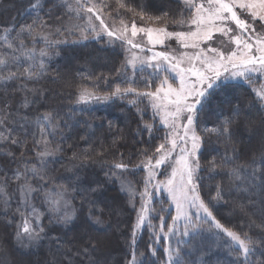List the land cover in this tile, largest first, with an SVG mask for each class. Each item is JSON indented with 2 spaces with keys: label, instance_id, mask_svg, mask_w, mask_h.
<instances>
[{
  "label": "trees",
  "instance_id": "1",
  "mask_svg": "<svg viewBox=\"0 0 264 264\" xmlns=\"http://www.w3.org/2000/svg\"><path fill=\"white\" fill-rule=\"evenodd\" d=\"M34 2L35 0H2L0 54H7L3 58L9 59L13 55V50L7 47L3 39L4 35L7 34L8 42L12 43L14 48H18L19 41L16 39V33L20 27L31 24L37 15L55 26H59L60 23L56 20L57 16L63 17L64 21L68 22L67 16L64 15L65 9L54 6V4H62L59 0H54V3L41 0L44 5L42 10L33 9L31 4ZM124 3L137 12L143 9L145 13L153 17L162 16L165 12L169 16H175L182 11L181 4L176 0H124ZM111 5L115 7V0H111ZM48 12L52 13V19L45 15ZM115 15L113 13V16ZM121 15L124 20L131 21L133 13L122 9ZM142 22L145 21L137 16L136 23ZM152 22L163 24V21ZM47 31H54V29H47ZM20 39L24 40L26 48H36L37 60L43 59L45 70L35 80L20 77V79L0 82V119H4L5 112L8 114L0 128V131L8 136V140L0 141V184L6 186V191L11 197L7 215L0 199V225L2 226L0 249L12 247L14 255L26 257L25 264H90V257L91 260L107 264L100 250L112 251L113 259H110L108 264L110 261L113 264H130L133 252L136 254L138 264H167L166 248L170 245L173 250L179 248V254L175 252L173 254V264H197L203 256L202 252L208 249L209 238L206 237L205 232L207 230L210 233L213 232L214 227L211 222L201 221V229L198 232H190L189 236L180 235L183 226L178 222L176 235L164 236L157 231L160 236L158 242L151 239L153 229L146 224L137 232L135 245L132 244V232L140 200L137 196L136 207L133 208L130 199L120 190L121 180L111 175L109 166L121 161L135 165L143 158L140 156L141 151L147 150L151 154L160 143L164 142L167 131L154 118L146 98L137 100V97L130 94L125 98L113 99L104 105H84L77 102L82 88H89L98 95H103L117 85L122 88L129 86L127 78L116 75V70L125 62L123 50L117 45L107 44L105 40L82 41L78 36L67 34L65 37L51 36L52 40H67L66 43H60L51 48L39 39L33 45L31 37L26 32ZM41 49H46L49 55L40 57ZM23 51L21 49L14 52V55L19 58L18 63L0 65V76L7 75L9 71L16 72L18 68L21 71L29 68L32 61L22 54ZM127 74H130L128 70ZM139 80L141 79L137 78L132 87L145 90V84ZM29 89L37 90L36 95L27 91ZM26 97L28 103L24 106ZM133 100L136 102L132 103ZM5 104L9 107L5 108ZM206 109V119L213 118L216 128L225 119L234 118L232 124L234 135L232 142L228 143L223 137L215 134H200L204 140L199 153L201 163L199 176L202 178L200 194L207 202L210 190L220 183L226 190L224 197L226 203H223L220 208H213L216 218L226 227L235 231H241V229L249 231V235L258 238L264 234L261 229L253 227L249 230L247 225L249 218L255 220L257 224L264 223L261 218L259 195L252 197L256 201L255 204L248 203V194L237 190V186L243 188L246 185L242 181L231 180L226 172H221L219 169L212 171L209 161L215 158L219 162L225 152L232 156L234 146L237 149L235 153L237 158L235 163L228 164L227 168L248 165L253 157H257L256 168L259 170L261 167L259 155L264 149V106L260 105L254 88L245 83H229L210 90L199 111L203 110L201 112L203 113ZM45 112H51L55 117V124L58 127L54 135H49L48 139L51 141V147L55 148L59 145L60 151L46 158L47 167L44 172L47 177L54 178L55 184H66L69 187H71L69 180L79 176L76 183L82 191L74 194L75 199L72 203L75 217L66 225L50 222L43 194L34 196L31 203L42 214L46 213L43 214L42 222L44 231L41 233L37 246L23 250L19 249L15 242V225L20 220V214L16 212L20 200L17 186L24 181L16 180L14 172L18 168L23 171L26 164L29 166L35 164L38 168L40 167L36 154L38 149L34 142L40 139V127L46 123L43 121L38 123L37 117ZM145 123L152 125L151 134L144 128ZM9 129L12 130L10 135ZM11 139H18L25 143L13 145L10 142ZM114 140L117 141L115 146H113ZM74 153L77 156L88 154L91 159L74 160ZM116 171L119 173V170ZM146 174V170L136 168L125 172L123 176L133 183L137 192H140L143 190ZM29 179L33 186H37V180L32 179L30 174ZM157 179L161 180V176H157ZM98 184L100 190L91 192L90 189L97 187ZM230 186L231 190H229ZM45 187H51V185L46 183ZM170 203L164 192H155L152 205L156 211L151 214V223L158 226L159 220L156 217L163 215L165 232L172 223L171 217L175 216L174 208H169ZM240 205H245L244 212L240 211ZM162 208L166 211L161 212ZM97 219L100 223L96 222ZM83 229L89 231L91 236L84 238L81 235ZM214 230L220 232L230 242L232 253L238 258L240 264L241 262L264 264V254H262L264 244L257 245L245 260L242 255L233 250L236 246L232 244L230 238L218 229L214 228ZM105 234H110L111 238L105 239ZM97 241L103 242L97 244L99 251L94 252L89 248L88 253L83 252L89 242L97 243ZM152 248L156 250L155 255L152 254Z\"/></svg>",
  "mask_w": 264,
  "mask_h": 264
},
{
  "label": "snow or ice",
  "instance_id": "2",
  "mask_svg": "<svg viewBox=\"0 0 264 264\" xmlns=\"http://www.w3.org/2000/svg\"><path fill=\"white\" fill-rule=\"evenodd\" d=\"M53 2L54 0H49ZM185 5V10L177 13L175 16H169L164 13L162 16H150L141 9L137 12L134 8L128 7L124 0H115V7H112L111 0H63L62 4L55 7L65 9L64 15L67 16L66 23L61 16H57L56 20L60 21L59 26L49 24L47 20L39 15L33 19L31 24L20 27L16 33L18 39V48H14L12 43L8 42V35L5 34L3 39L9 49L13 50V55L9 59H5L7 54H0V65L7 66L8 63H18L19 58L14 55L16 50H24L23 55L27 56L32 61L29 68L22 71L18 68L16 72L9 71L7 75L0 76V82L20 79L26 77L28 80L38 79L44 72L45 65L43 59L37 60L36 48H26L23 39H20L23 33H27L31 37L33 45L37 40H43L48 48L60 43H66V39L52 40L51 36L59 37L78 36L79 39L87 40L93 38L96 40L108 38V43L112 44L115 41H120L122 46H128L131 52L138 49L141 52L145 50V38L148 51L156 45L164 46L166 41L175 40L183 49H194L195 51L189 54L187 51L176 53L172 51L153 52L150 57H140L135 52L131 57L116 70V75L125 76L129 81V86L120 87L117 85L113 90L98 95L89 88H82L79 93L77 102L89 103L92 100L108 101L113 98H125L128 95L135 97L147 98L153 111L161 116V122L168 129L164 136V142L160 143L155 151L149 154L147 150L140 152L143 157L139 163L131 165L130 163L114 162L110 167L112 176L121 180L122 190L129 193L130 200L135 201L139 197L140 206L137 211L136 223L132 232V244L135 245L136 235L146 224L153 229L151 239L159 241L160 236L157 231L164 236L176 235L177 223L183 222V230L181 236H189L190 232H198L201 229V221L203 223L211 222L215 229L223 232L232 244L236 247L233 249L247 260L249 254L256 248L257 245L264 244V234L258 238H253L249 235V231H235L232 228L226 227L216 218L213 213V208L221 203H226L224 197L226 195L225 188L217 183L215 187V196L209 197L206 202L200 194L201 170L200 151L203 146V137L197 132V111L198 106H202V102L209 95V90L218 86V82L223 77L225 80L230 78H244L252 83L254 75L264 76V0H182ZM33 9H43L44 5L41 0H35L31 4ZM126 10L133 13L131 23L126 22L121 10ZM185 11L188 13L185 15ZM113 13L116 15L113 16ZM49 19H52V13L45 14ZM145 22L163 21L164 26H137L136 17ZM119 21L118 25L116 21ZM171 23L177 29L169 31L167 25ZM257 23L259 29L257 30ZM54 29V31H47ZM219 34L217 36L216 34ZM140 40H137V37ZM76 42V41H74ZM213 43L217 46L213 47ZM205 47H201V45ZM227 44L234 45L233 48L225 51ZM49 52L46 49L39 51L40 57L48 56ZM138 65H147L148 67L159 69L156 73V78L159 80L158 86L152 90L151 82L145 80V90H140L131 86V81L134 78L135 71ZM183 65V66H182ZM132 69L133 76H127V69ZM174 74L172 79H179L178 86L174 87L169 82L168 73ZM227 74V75H225ZM99 79V78H97ZM33 95H36L37 90H27ZM256 96L261 106H264V85L254 89ZM135 103L136 101H131ZM27 97L24 101V106H27ZM9 105L5 104V108ZM139 111V109H137ZM8 114L5 112L4 119H0V124L4 123ZM46 122L40 127V139L35 140V146L38 149L37 156L39 158L40 167L35 164L25 165L23 171L19 168L14 172L16 180L23 179V183L17 186V191L20 195L19 206L16 209L21 216L22 223L15 236L18 243L37 241L41 237L44 228L42 226H34L31 217L39 221L42 217L31 200L34 196L43 194L44 202L48 205V212L53 220L50 222L70 223L75 217V209L72 200L75 199V193L82 191L78 188L76 181L79 176L69 180V187L66 184H55L54 178L47 177L44 169L47 167V157L54 156L60 151L59 145L55 148L51 147L49 135H54L58 125L55 124V117L51 112H45L37 117V122ZM234 118L225 119L217 128L207 129L205 132H210L218 137H223L226 142L231 143L234 135L232 124ZM144 128L149 134L152 131V125L145 123ZM11 129L8 130L9 135ZM0 140H8V136L4 132H0ZM11 144L23 145L25 141L11 139ZM117 143L113 141V146ZM237 149L232 147V156L227 152L217 162L215 158L209 161V166L212 171L219 169L221 172H226L229 178L233 181H242L246 186L238 191H244L248 194V203L255 204L253 196L259 195V203L261 206V218L264 220V149L259 155L260 169L257 170V157L252 158V162L248 165H236L227 168L228 164H234L235 153ZM9 155H13L9 153ZM23 155V153H21ZM123 155V154H121ZM74 160L87 161L91 159L88 154L77 156L73 154ZM167 166L165 171L166 178L158 180L161 166ZM142 168L146 170V176L143 180V190L137 192L135 186L127 181L123 176L130 169ZM171 169L170 172L168 169ZM119 170V173L116 171ZM29 174L32 179L37 180V186H33L29 179ZM50 184L51 187H45V184ZM100 185L91 188V192H98ZM167 192L171 203L169 208H174L175 216L171 217V225L168 226V231L165 232L164 216L156 217L159 220V225H152V213L156 209L152 205L155 192ZM231 190V186L229 188ZM0 194L3 195V203L8 205L11 199L6 191V186L0 184ZM89 203H94L89 201ZM132 207L136 204L133 202ZM23 209V211L21 210ZM31 216L26 215L29 212ZM166 209H161V212ZM240 211H245V205H240ZM7 215V211L5 213ZM246 214V213H245ZM97 223L100 221L97 219ZM11 223V221H9ZM251 230L253 227L260 228L264 233V223L257 224L255 220L249 218L247 225ZM97 243L89 242L88 247L83 249L84 253H88L89 248L92 251H99ZM231 247V245H230ZM168 254L167 264H173L174 252L178 255L179 248L173 250L169 245L166 248ZM152 254H156L155 248H152ZM264 254V253H262ZM90 264H99V261L91 260ZM130 264H138L136 254L133 252ZM243 264V262H241Z\"/></svg>",
  "mask_w": 264,
  "mask_h": 264
},
{
  "label": "rangeland",
  "instance_id": "3",
  "mask_svg": "<svg viewBox=\"0 0 264 264\" xmlns=\"http://www.w3.org/2000/svg\"><path fill=\"white\" fill-rule=\"evenodd\" d=\"M59 1L61 3L63 2V0H59ZM176 1L181 4L182 11H184L185 10V5L182 3V0H176ZM1 2H2V0H0V4H1ZM197 2H199V0H197ZM187 14L188 13L185 11V15L186 16H187ZM116 22H117V25H118L119 21L117 20ZM126 22H128L129 24L131 23V21H126ZM142 23H138L137 26H152V27L164 26L163 24H157V23H154V22H152V23H150V22H142ZM167 27H168V30L169 31H174V30H187L186 28L185 29H177L172 24H168ZM257 30L258 31H261L259 29L258 23H257ZM216 35L219 36L218 33ZM90 40H96V39L89 38L87 40H82V41H90ZM101 40H105L106 43L109 44L107 37H104ZM137 40H140V37L139 36L137 37ZM109 45H112V46L117 45L118 47H120L123 50V52H124L125 61L131 57V55H132L133 52H135L140 57L144 58V57H150L153 52H160V51H165V50H168V51L176 50V53L175 54H178L179 52H183V51H187L189 54H191V53H193L195 51L194 49H191V48H189V49H183V48H181L174 39L173 40L166 41V43H165L164 46L156 45L155 47L152 48V51H148L147 50V47H149V46L146 45V38H145V50L142 51V52L140 50H138V49H134V50H132L130 52L128 50V46H126V45L125 46H122L121 43H120V41H115L114 43L109 44ZM212 46L215 47V46H217V44L216 43H213ZM201 47H205V45L202 44ZM233 47H234V45L227 44L226 47L224 48V50L225 51H228V49L233 48ZM127 70L130 72V74H127V76L128 77H132L133 76L132 69L129 67ZM158 72H160L159 69H154V68L148 67L147 65H138V67H137V69L135 71L134 78L131 81V86H134L135 83H136V79L137 78H140L141 80H139V81H142L143 84H145V80L150 81L151 82V85H152V90H154L158 86V84H159V80L156 78V73H158ZM168 75H169V82L172 83L174 87L178 86L179 79L178 78L172 79V76L174 74H172L170 72L168 73ZM225 75H227V74H225ZM121 78H127V77L121 76ZM229 83H231V84H233V83H245L246 85L250 86L251 88L256 89V88H259L262 85H264V76L254 75L253 78H252V83L251 84H249V82L247 80H245L244 78H239L238 77V78H230V79L225 80L222 77L221 78V81L218 82V86L224 85V84H229ZM218 86H216L215 89ZM209 92H210V90H209ZM213 94H214V91H213ZM141 98H143V97H137V100L138 99H141ZM113 99H116V98H113ZM113 99H110L108 101H104V100H101V101L92 100L89 103H82V102L81 103L84 104V105H88V104H93V105L94 104H98V105L100 104V105H104V104L109 103ZM146 101L148 103V106L150 107L151 112L154 114V118H156L157 122L166 131H168V129L166 128V126L161 122V119H162L161 116L158 115V114H156L153 111V109L151 108V105H150L149 101L147 100V98H146ZM200 108H201V106H198L197 117H196V119H197V127H196V130H197V132L199 134H201V133H209V134H212L213 135V133L205 132L204 131L205 128H207V129L216 128L215 124H213L214 123L213 122V120H214L213 118L206 119L205 112H207L208 106H207L206 111L204 110L203 113H201L203 110L201 112L199 111ZM0 128H1V124H0ZM212 135H210V136H212ZM166 167H167L166 165L165 166H162L161 169H163V170H159L160 171V175H158V176H161V180H163V179L166 178L165 171H164V169ZM170 170L171 169L169 168L168 171L170 172ZM129 182H131V181H129ZM131 184L133 185L132 182H131ZM135 189H136V187H135ZM120 190H121V192L124 195H126L130 199L129 193L127 191H125V190H122V184H121V182H120ZM136 191H137V189H136ZM162 192H164V191H162ZM164 193L166 194V197L168 198L167 192H164ZM209 193H210L211 196H215V187H213V189L210 190ZM0 199L2 200V203H3V195L2 194H0ZM130 201H131V205H132L133 202L135 203V201H132V200H130ZM10 204H11V199L9 200V203H8L7 206H5L4 203H3V206L4 207L3 206L2 207H3V210L5 209L4 212H6V211L9 212V210H10L9 209L10 208ZM222 204L223 203L217 205V207H215V208L222 207ZM32 205H34V204H32ZM36 209H37V207H36ZM21 210L23 211V209H21ZM37 210L40 213H42L39 209H37ZM46 212H47V215L50 218V220H53L52 216L48 212V205L47 204H46ZM25 214L31 216L30 211L29 212H26ZM43 214H46V213L43 212ZM31 218L33 220V225L34 226H37V225L42 226L43 215H42V217H41V219L39 221H36L34 217H31ZM21 223H22V219H21V216H20V220L15 225L16 226L15 232L18 230V228L21 225ZM179 223L183 226V222L182 221L179 222ZM59 224L64 225L63 223H59ZM1 230H2V226L0 225V231ZM113 230H115V229L113 228ZM81 235L84 238H87V237H90L91 236L90 233H89V231H87L85 229H83L81 231ZM205 235H206L207 238H209V244L207 245L208 249H207V251H203L202 252L203 253V256L198 260V263L197 264H240V262L238 261V258L235 255H233V253H232V250H231L232 247H230V245H231L230 242L225 237H223V235L220 232L218 233V231L214 230V228H213V232L210 233L207 230L205 232ZM110 238H111V235L110 234H105V239H110ZM38 241L39 240L29 242V241L25 240V241H23V243H18L17 242V239L15 238V242H16L17 247L19 249H23V250H28V249L34 248L35 246H37ZM99 252H100V254H102L103 259H104L105 262H108L109 263V260L110 259H113L112 255H111L112 251H110V250H105V251L100 250ZM0 255H1L0 256V258H1L0 264H25L24 262L27 261V259H26V257H24V255L22 257H20V255H18V256L14 255L13 254L12 247L11 248H8V249L7 248L6 249L1 248L0 249ZM99 264H101V263H99ZM110 264H113V262L110 261Z\"/></svg>",
  "mask_w": 264,
  "mask_h": 264
}]
</instances>
